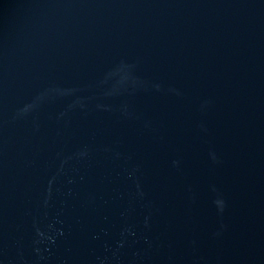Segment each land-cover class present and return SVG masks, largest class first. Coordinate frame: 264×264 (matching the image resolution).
<instances>
[{
	"label": "water",
	"instance_id": "95a60500",
	"mask_svg": "<svg viewBox=\"0 0 264 264\" xmlns=\"http://www.w3.org/2000/svg\"><path fill=\"white\" fill-rule=\"evenodd\" d=\"M0 264H264V0H0Z\"/></svg>",
	"mask_w": 264,
	"mask_h": 264
}]
</instances>
